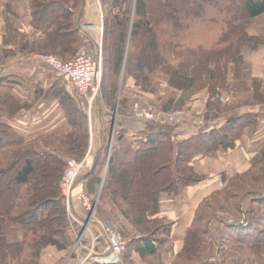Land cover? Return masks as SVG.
<instances>
[{
    "label": "trees",
    "instance_id": "trees-1",
    "mask_svg": "<svg viewBox=\"0 0 264 264\" xmlns=\"http://www.w3.org/2000/svg\"><path fill=\"white\" fill-rule=\"evenodd\" d=\"M190 2L194 5L181 13V5ZM82 4L83 0H31L36 38L27 40L7 23L0 66L17 54L75 58L83 42L76 20ZM134 8V20L130 5L124 15L116 14L107 23L109 81L104 97L108 104L114 107L117 100V81L124 63L122 111L128 110L132 97L123 96L125 87L136 94L157 92L159 83L152 80L155 73L164 75L163 82L179 97L164 103V112L176 108L182 112L204 91L209 98L204 124L194 134L183 132L177 139V124L160 133L132 134L123 129L115 138L103 195L136 232L126 259L136 251L154 256L167 244L169 225L161 216V198L177 196L182 189L207 179L196 171L194 161L209 153L236 149L250 123L239 124L236 117L216 122L217 112L228 110L219 96L228 93L236 97V87L245 76V52L264 46L263 37L248 31L253 23L264 19V0H136ZM130 25L132 46L127 55ZM113 35L117 44L112 45ZM10 45L14 48L8 49ZM14 83L0 77V264H41L48 249L65 253L75 243L61 182L68 160L80 161L87 154L89 124L74 96L55 95L64 93L62 90L54 96L38 92L39 99L59 100L70 130L39 138L21 134L12 123L29 106L14 97ZM249 96L241 98L239 104L249 102ZM106 153L103 148L104 156L101 152L84 177L92 196L103 183L99 172ZM40 166L55 176L46 173L39 177ZM146 170L149 181L134 192V185L145 181ZM222 183L200 203L172 264H203L209 259L210 264H221L222 254L228 250L237 255L231 264H264V215H260L264 212V146L245 170L232 178L222 177ZM138 196H142L141 201Z\"/></svg>",
    "mask_w": 264,
    "mask_h": 264
},
{
    "label": "crops",
    "instance_id": "crops-1",
    "mask_svg": "<svg viewBox=\"0 0 264 264\" xmlns=\"http://www.w3.org/2000/svg\"><path fill=\"white\" fill-rule=\"evenodd\" d=\"M84 16L89 21L97 18L92 3L87 4ZM32 18L31 0H0V51L6 48L5 37L8 35L7 23L9 22L27 40L32 41L36 38L31 24ZM11 48H14V46H8V49ZM245 57V76L243 81L238 83L236 87L237 95L235 98L241 101L240 99L247 94L250 95V103L241 105L236 100L233 104H238L239 107L235 109L234 113L228 117H218L216 122H224L234 116L238 118L239 124L249 122L250 125L245 129L244 135L238 139L236 149L209 153L194 161L196 171L207 178L204 182L182 189L177 196L166 195L161 198V216L169 225L167 244L154 256H143L141 252L137 251L131 252L125 264H172L183 247L200 203L223 186L222 177L232 178L242 172L261 152L264 146V48L249 52ZM0 77L15 82V88L12 92L14 97L21 104L29 106V109L22 111L23 113L12 123L18 132L34 136L38 130H47L44 135H60L64 127H69L59 104L55 102L51 107L43 97L39 100L35 95L39 83L46 82L43 80L44 73L35 60L17 54L9 63L0 66ZM41 96L50 95L49 92H44ZM142 97L147 103L153 105L148 104L155 108L154 110H160L159 107L155 106L157 104V101L153 100L155 96ZM203 97L191 100L185 111L173 112V115L177 116V123L180 125V128H176L175 132L177 139L182 137L183 132L189 135L194 134L204 124L205 119L203 116L208 112V100L203 99ZM53 110L59 111L57 112V118L60 119L62 130H60V126L52 115ZM162 113L163 115L154 121H141L134 116L135 119L130 118V121L123 125L122 129H126L132 134L160 133L169 127L166 114H170V112ZM200 117L203 118V121L198 124L197 121ZM79 215L84 217V211L80 209ZM123 221L124 227L134 237L136 232L133 226L127 220L124 219ZM89 233L91 236L87 239L90 243L92 239L90 230L87 234ZM50 251L44 254L41 264H59L62 253Z\"/></svg>",
    "mask_w": 264,
    "mask_h": 264
},
{
    "label": "rangeland",
    "instance_id": "rangeland-1",
    "mask_svg": "<svg viewBox=\"0 0 264 264\" xmlns=\"http://www.w3.org/2000/svg\"><path fill=\"white\" fill-rule=\"evenodd\" d=\"M88 3L93 4L94 10H95L96 16H97V18L95 20L89 21L84 16L85 15V9H86ZM135 3H136V0H83V4H82V6L78 12V16L76 19L77 23L79 22V28H80L81 33L83 35L82 46L79 49L77 55L80 52L85 51L86 53L93 56L97 60H101L102 64H103V78H102V82H101V92L99 94L100 97H98L91 104L88 101V99H86L85 97H81L77 92H75V90L69 84H67V82L60 79L56 75V73L47 64L41 63L35 59V56L41 54L44 56L54 57L56 59H59L62 62H70V61L74 60L77 55L75 56V58H73L71 60L70 59L64 60L62 58H59V57H57L55 55H51V54L33 53V54L29 55V59H33V60H35V62L38 63V67L44 73V79L43 80L47 82V83L44 82L43 84L39 83V85L36 87L35 95H38V92H41V93L50 92L49 95L54 96L53 93H55L58 90H62L64 93H55V95L56 96L59 94L73 95L74 98L76 99L77 105L79 107H81V109L84 110L87 114V119H88V124H89V132H90L87 154L80 161H77L76 159H70V160H68V162L69 161H75L78 163L90 162V164H91L90 167H86L80 173V175L78 176V178L76 180V184H77L76 194H79L81 192L82 194L84 193V194L88 195V197L90 198L92 203L96 206L94 222L91 223V225L89 227L90 232L92 234H95V235L97 234L98 236H101V234L103 236H106V233H109V231L110 232L111 231L116 232V233L121 234L122 237L126 240V242H128V244L130 243V241L133 237L131 236L130 232H128V229H126L124 227L125 224H124L123 220L125 218L120 213L117 212V209L115 208L114 204L113 203L110 204L109 199H107L103 195V189H104L105 181H106L107 176H108L109 159H110L109 157L112 153V147L114 144V140H115V138L118 137V133L121 134L123 132L122 126L125 125L128 121H130V118H134V105L135 104H137V103L141 104L150 111H153L155 109V108L151 107L153 105L147 103L143 99L142 96H155L153 98V100L157 101V104L155 106L159 107L160 110H154V111H161V112H164V111H162L163 104L167 103L170 98H175L176 100L179 99L178 95L176 93H174L173 91H171L170 89H168L167 85L163 82V79H165L164 75H162L160 73H155L152 75V80H153V82L157 81V83H159V88H158L157 92L146 94V95L141 94V93L136 94L135 91H132L130 88L125 87V90H124L125 93L123 94V96H128V97L132 96V97H129V102L127 103L128 107L126 106V108L128 110L126 112L122 111L123 108L125 109V107L121 103V99H120L122 96V93H123L122 90L125 86L124 83L126 80V63H124L123 69H122L121 74L119 76V79L117 81V89L119 91L117 93V96H118L116 98L117 100L113 104L114 107L109 105L108 102L105 100L104 96H106V95L104 92V88H105V85H107V81H109L108 72H107V68L109 65V52L107 51V44L105 46V38H106V34H107V23L109 21H111L113 16L116 14L124 15L126 9L130 5H131V9H133V12L131 13L130 17H131V20H134ZM193 5H194V3H192V2H190L188 4L181 5L179 11L181 13H185L189 10L188 8H190ZM235 6H237V5H235ZM238 10L239 9L237 7V9H235L234 12L238 13ZM229 13L232 14L233 10L231 9L229 11ZM91 23H94L95 25H97L98 30H99L98 32H94V33L89 32L88 33L84 29L85 25H88ZM131 29H132V25H130L129 32H128L127 39H126L127 55L129 54L130 47L132 46ZM248 31L253 36H260V37L264 38V19H262L256 23H253L251 25V27L248 29ZM58 32L60 33L61 30ZM115 39H116V37H115V35H113L111 38V41H110L112 43V45L115 43L117 44V40H115ZM262 48H264V46H262L261 48H259L256 51H259ZM249 52H254V51H251V50L246 51L245 56ZM14 58L13 57L9 58L8 60L5 61L6 62L5 64L9 63ZM245 59H246V57H245ZM14 84H12V85H14ZM25 84L27 85L26 82H25ZM12 85L11 86L9 85V86L12 87ZM22 85H24V84L22 83ZM202 96H204L203 99H205V100H208V98H209L208 92L204 91V92H201L200 94L196 95V97H194L193 99L202 98ZM247 96H249V95H247V94L244 95L243 96L244 99H246ZM220 98H225L228 100V102L224 103L220 100ZM41 99H39V100H41ZM230 99H231V101H230ZM219 100L222 103V105H227L228 110L217 112L218 113L217 117H226V116L228 117L234 113L235 109L233 108V106H234L233 103L236 102V100H237V98H235V96H231L228 93H221V95L219 96ZM237 101H239V99ZM55 102L57 104H59V100L57 98L51 97L48 99L47 103L52 107L55 104ZM246 103H249V102L246 101ZM148 104L151 106H149ZM188 104H189V102L186 104V106H184V108L182 109L183 111H185ZM131 109H133V114L131 113ZM57 112H59V111L53 110L52 115L55 118L56 123H58V125L60 126L59 127L60 130H62L61 129L62 126L60 125V119L57 118V116H58ZM173 112L178 113L179 110L176 108L175 110H172L170 112V114L173 115ZM22 113L23 112H21V114ZM206 114H207V112H206ZM206 114L203 116L204 119L207 116ZM231 118H234V116H232ZM202 119L203 118L200 117L199 120L197 121V123L200 124L203 121ZM131 121H133V120H131ZM169 122L170 121H168L169 126H176L178 124L177 120L172 122V123H169ZM113 124H114V135H113L112 141L110 142ZM63 129L64 130H62L60 135H63L66 132H69L70 127H68V128L64 127ZM46 132H47V130H38L35 133V135L32 137L39 138L41 136H44V133H46ZM28 136H30V135H28ZM103 148H105L107 150V153L104 157V159H105L104 165L102 166V168L100 167V172H99V174L101 175V177L103 179V183L98 188L99 191H97V193L94 196H92L87 191V182L84 179V177L87 176L91 172V170L94 168L96 162L99 159V154L101 152H102V155L104 156ZM46 173H48V175L50 177L55 176L51 172L45 171L43 169V167L40 166L38 176L43 178L46 175ZM144 175L146 176L145 181L136 183L134 185V189H133L134 192L140 191L141 188L144 186V184H146L145 182L149 181L150 177H149L148 170H146L144 172ZM146 191H147V188H146ZM140 197L142 198V196H140ZM140 197L138 196V200L141 201L142 199ZM65 202H66L67 209H68L69 219L71 222L70 223L71 228L72 227L75 228V233L78 234V232L83 229V225H85V223L81 222V224H78L70 218V216H71L70 212H71V214H73V209L71 208V210L69 211V206H68L66 199H65ZM249 209H251V208L248 207L247 210H249ZM115 212H117V213H115ZM74 213H75L76 217H78V216L81 218L87 217V214H85V213H84V217L79 215L80 214L79 208H77V209L75 208ZM260 215H264V212H262ZM125 220H127V219H125ZM100 223L105 225L103 228V230L105 229L104 231L102 230ZM128 223H129V221H128ZM74 224H75V226H74ZM89 236H91L90 233L87 234V238ZM87 238L85 239L87 242L85 245L90 247V243H89V240ZM161 238H163V237H161ZM76 245H77V239L75 238V243L72 245L70 251L61 254V260H60L59 264H67V263L68 264H75L78 256L80 259H82L83 256L86 255L85 252H77L79 249L76 248ZM50 250L48 249L47 251L51 252ZM96 251L99 252L100 250L97 248ZM127 252H129L128 249H127ZM127 252H126V254H127ZM44 254H46V252ZM126 254L123 258V264H125L127 261ZM222 255H224V256H223L221 264H231V261H234L236 259V256H237L235 253L231 252L230 250H228L227 252H225ZM208 261H210V259L207 261H204L203 264H210V262L208 263ZM41 262H42V260H41Z\"/></svg>",
    "mask_w": 264,
    "mask_h": 264
},
{
    "label": "built area",
    "instance_id": "built-area-1",
    "mask_svg": "<svg viewBox=\"0 0 264 264\" xmlns=\"http://www.w3.org/2000/svg\"><path fill=\"white\" fill-rule=\"evenodd\" d=\"M88 33L98 32V27L94 23L85 25L84 28ZM35 59L41 63L47 64L56 75L67 82L81 97H85L88 101L93 103L101 92V82L103 78V64L101 60H97L88 53L80 52L76 58L70 62H62L54 57L37 55ZM100 59V58H99ZM224 103L228 100L220 98ZM163 113L161 111H150L141 104L134 105V116L141 121H154L159 119ZM166 119L170 123L177 120V116L166 114ZM90 162L78 163L69 161L67 169L64 173L61 191L63 197L66 199L69 211L73 209V214L70 212V218L79 224L74 210L79 208L87 214L85 225H83V232L77 236L76 248L77 252H85L86 255L82 259L77 257L75 264H123V258L128 249V242L121 234L116 232L106 233V236H98L92 234L90 247L86 246L85 239L87 238V231L91 223L94 222L95 208L88 195L76 194L77 184L76 180L80 173L86 168L90 167ZM75 207V208H74ZM103 230L104 224L100 223ZM105 230V229H104ZM103 230V231H104ZM100 251L97 252L96 249ZM68 264V263H67Z\"/></svg>",
    "mask_w": 264,
    "mask_h": 264
},
{
    "label": "bare ground",
    "instance_id": "bare-ground-1",
    "mask_svg": "<svg viewBox=\"0 0 264 264\" xmlns=\"http://www.w3.org/2000/svg\"><path fill=\"white\" fill-rule=\"evenodd\" d=\"M85 214H86V213H85ZM86 218H87V217H85V218H81V217L78 216L77 219L79 220V224H81V222H84V223H85V222H86ZM76 223H77V222H76ZM74 226H75V224H74ZM72 230H73V233H75V228L72 227ZM82 232H83V229L80 230V231L78 232V234L75 233L76 239H77V236H78L80 233H82ZM87 232H88V231H87ZM86 234H87V233H86ZM85 243H87L86 240H85Z\"/></svg>",
    "mask_w": 264,
    "mask_h": 264
},
{
    "label": "water",
    "instance_id": "water-1",
    "mask_svg": "<svg viewBox=\"0 0 264 264\" xmlns=\"http://www.w3.org/2000/svg\"><path fill=\"white\" fill-rule=\"evenodd\" d=\"M113 135H114V124H113V127H112V133H111V137H110V142H111L112 139H113Z\"/></svg>",
    "mask_w": 264,
    "mask_h": 264
}]
</instances>
